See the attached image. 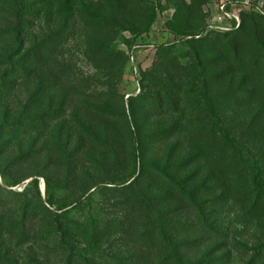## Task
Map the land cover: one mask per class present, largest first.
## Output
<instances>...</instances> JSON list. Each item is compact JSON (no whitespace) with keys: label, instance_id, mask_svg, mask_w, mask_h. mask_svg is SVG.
Returning <instances> with one entry per match:
<instances>
[{"label":"rangeland","instance_id":"rangeland-1","mask_svg":"<svg viewBox=\"0 0 264 264\" xmlns=\"http://www.w3.org/2000/svg\"><path fill=\"white\" fill-rule=\"evenodd\" d=\"M259 15L0 0V264H264Z\"/></svg>","mask_w":264,"mask_h":264},{"label":"trees","instance_id":"trees-1","mask_svg":"<svg viewBox=\"0 0 264 264\" xmlns=\"http://www.w3.org/2000/svg\"><path fill=\"white\" fill-rule=\"evenodd\" d=\"M138 1V0H137ZM247 6V5H246ZM252 9V8H251ZM241 11V10H240ZM244 13L246 14V15H244ZM249 14H252V15H250V16H253V15H256V13H254V11H251L250 9H247V10H245V12H243V14H242V17H243V21H242V23H241V27H239L240 29L242 28L243 29V27H245V25L247 24V17L249 16ZM259 16H261L262 18H264V16L263 15H259ZM248 19H249V17H248ZM148 31V29L147 30H145V31H143V32H147ZM164 33H166V32H164ZM168 34L167 35H171L173 38H179V39H177V40H175V41H173V42H169V43H166V42H159V43H154V45H150L151 47H165V46H167V45H172V44H174V43H177V42H179V41H181V40H183L184 38H185V36L184 35H179V34H177V33H172V32H167ZM181 37V38H180ZM230 145H231V147H233V148H237L236 147V145H235V143H234V141L233 140H231V143H230ZM136 148H137V155H138V157H140L141 156V153L139 152V145L137 146L136 145ZM236 158H234V160H236L238 157H240V153L239 154H236V153H234L233 154ZM141 162V161H140ZM37 184H38V182H37V180H35V186L37 187Z\"/></svg>","mask_w":264,"mask_h":264},{"label":"built area","instance_id":"built-area-1","mask_svg":"<svg viewBox=\"0 0 264 264\" xmlns=\"http://www.w3.org/2000/svg\"><path fill=\"white\" fill-rule=\"evenodd\" d=\"M217 11H219L221 14V16H219V19H230L231 21H238L239 20V12L240 9H235V7H233L232 11H229L227 9V6L225 3H220L217 5Z\"/></svg>","mask_w":264,"mask_h":264}]
</instances>
